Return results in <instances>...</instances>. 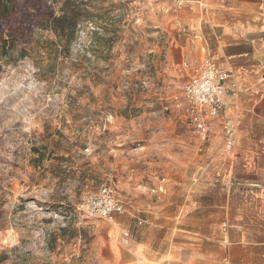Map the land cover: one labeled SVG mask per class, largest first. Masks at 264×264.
<instances>
[{
  "label": "rangeland",
  "instance_id": "rangeland-1",
  "mask_svg": "<svg viewBox=\"0 0 264 264\" xmlns=\"http://www.w3.org/2000/svg\"><path fill=\"white\" fill-rule=\"evenodd\" d=\"M66 1L17 0L15 19H50ZM73 1L69 48L28 26L16 33L28 55L0 60V264H84L99 219L77 207L90 192L111 181L128 205L172 199L208 161L213 124L187 123L189 76L167 58L192 37L176 24L186 0Z\"/></svg>",
  "mask_w": 264,
  "mask_h": 264
},
{
  "label": "crops",
  "instance_id": "crops-1",
  "mask_svg": "<svg viewBox=\"0 0 264 264\" xmlns=\"http://www.w3.org/2000/svg\"><path fill=\"white\" fill-rule=\"evenodd\" d=\"M186 2L176 24L192 39L170 46V69L190 79L215 54L235 85L225 97L235 146L213 124L207 163L169 188L172 199L128 205L116 189L126 211L97 218L84 264H264V0Z\"/></svg>",
  "mask_w": 264,
  "mask_h": 264
},
{
  "label": "built area",
  "instance_id": "built-area-1",
  "mask_svg": "<svg viewBox=\"0 0 264 264\" xmlns=\"http://www.w3.org/2000/svg\"><path fill=\"white\" fill-rule=\"evenodd\" d=\"M230 78L231 73L221 65L215 54H209L185 84L180 105L187 123L201 134L207 133L210 124L221 123L228 150L234 148L236 141L235 124L226 115L228 105L225 97L235 89V85L229 83ZM77 211L86 217L113 220L117 214H124L126 209L117 197L114 184L105 181L85 197Z\"/></svg>",
  "mask_w": 264,
  "mask_h": 264
},
{
  "label": "trees",
  "instance_id": "trees-1",
  "mask_svg": "<svg viewBox=\"0 0 264 264\" xmlns=\"http://www.w3.org/2000/svg\"><path fill=\"white\" fill-rule=\"evenodd\" d=\"M16 1L0 0V60L8 61L14 57L22 58L28 55L26 48H18L19 36L28 26H33L32 32L35 28L53 32L59 38V43L65 41V48H69V45L76 38L77 27L82 23L81 11L74 6L77 1L67 0V10L64 9L59 15H54L50 19H37V21H29L25 16L19 18L20 20L15 19L16 16L21 15L16 6ZM9 22L15 26L9 25ZM16 33L20 35L17 36ZM45 43L51 47L50 51L49 48L47 49L49 56H51L57 42L46 40Z\"/></svg>",
  "mask_w": 264,
  "mask_h": 264
}]
</instances>
